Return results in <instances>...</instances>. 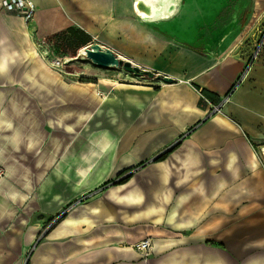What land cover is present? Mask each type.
Masks as SVG:
<instances>
[{
	"label": "crops",
	"instance_id": "obj_1",
	"mask_svg": "<svg viewBox=\"0 0 264 264\" xmlns=\"http://www.w3.org/2000/svg\"><path fill=\"white\" fill-rule=\"evenodd\" d=\"M32 1L36 9L28 25L36 36L73 27L91 37L88 45L106 46L141 68L148 62H158L159 69L166 62H181L180 48L176 49L181 36L175 38V30L182 29L177 17L182 0H172V16L168 18L139 16L137 0ZM255 12L264 14V0H258ZM0 13L4 18L16 16L1 8ZM189 24L190 30L197 31L196 20ZM166 29L174 31L173 37L167 38ZM185 52L190 75L180 80L183 74L168 73L178 79L176 86L162 82L163 95L160 92L152 100L149 97V103L144 98L134 104L135 111L141 110V104L148 107L143 132L120 136L101 133L99 155L86 169L79 170L78 180L70 183L67 195L77 199L99 191L105 181L112 184L100 190L99 199L88 201L60 220V227L45 235L46 245L38 246L37 220L18 233L9 231L19 236L18 256L10 264H23L27 252H31L28 264H133L136 253L121 243L130 244L145 236L153 237V252L159 255L149 264H264V220L257 218L261 209L253 202L264 201V169L242 128L218 115L207 117L212 103L192 86L206 88L221 99L241 65L225 55L222 65L213 66L207 79L196 55L191 60L192 50ZM190 81L194 82L192 88L185 85ZM252 98L240 90L233 95V103L241 110L248 109L255 121L261 120L259 115L264 111L256 105L264 98L257 97L254 102ZM126 114L130 124V112ZM116 120L117 124L120 119ZM199 120L203 122L186 134ZM65 128L71 129L68 124ZM169 149L162 160H155ZM128 168L132 169L122 175L128 174L125 182H119L122 177L113 181ZM52 181L48 176L44 194ZM250 186L257 195L247 199L245 192ZM53 198L51 203L56 208L72 202H63L59 192ZM233 210L237 216L231 220ZM67 217L77 219L76 223L64 224ZM215 238L225 248L208 244Z\"/></svg>",
	"mask_w": 264,
	"mask_h": 264
},
{
	"label": "rangeland",
	"instance_id": "obj_2",
	"mask_svg": "<svg viewBox=\"0 0 264 264\" xmlns=\"http://www.w3.org/2000/svg\"><path fill=\"white\" fill-rule=\"evenodd\" d=\"M189 1L182 0L177 16L182 26L175 30V38L181 36L176 48L182 54L180 64L166 62L159 69L158 62H148L145 64L149 67L143 68L161 75L178 72L183 74L180 80H185L190 72L184 54L192 50L191 60L196 55L198 64L204 65L203 76L209 79L211 69L222 65L225 55L234 59L241 66L227 89L232 88L229 100L225 101L226 91L213 115L242 128V135L264 169V115L255 121L248 109L241 110L233 103V95L240 90L243 95H251L253 102L257 97L264 98V14L255 12L258 0ZM195 20L197 31L189 28ZM173 32L166 29L167 38L173 37ZM78 45L65 30L36 36L28 22L18 16L4 18L0 13V246L5 248H0V264H10L18 256L19 236L9 231L18 233L38 221V246L46 245L45 235L57 230L61 219L100 198V190L77 199L69 198L67 191L70 183L78 180L79 170L86 169L99 155V135L143 132L148 107L141 104V110L135 111L134 104L144 98L149 103V97L152 100L160 92L163 95V80L134 76L119 67H97L80 52L88 44ZM177 81L169 84L176 86ZM192 83L185 85L189 88ZM261 102L256 106L264 111ZM127 111L130 124L125 120ZM117 118L120 120L116 124ZM67 124L70 130H66ZM48 176L53 181L44 194ZM58 192L63 202L72 201L58 206L59 212L51 203ZM245 194L247 199L257 195L251 186ZM253 202L261 209L257 218L264 220V201ZM231 213V220L236 219L237 210ZM261 223L258 221L260 228ZM237 225L230 227V233ZM147 239L149 246L141 250L139 243ZM219 240L215 238L208 244L225 248ZM121 244L136 253L133 264H149L159 256L153 252L152 236ZM30 254L23 255V264L29 263Z\"/></svg>",
	"mask_w": 264,
	"mask_h": 264
},
{
	"label": "water",
	"instance_id": "obj_3",
	"mask_svg": "<svg viewBox=\"0 0 264 264\" xmlns=\"http://www.w3.org/2000/svg\"><path fill=\"white\" fill-rule=\"evenodd\" d=\"M139 6L146 5L143 2H140ZM148 12H150L149 8ZM85 56L97 67H119L134 76L157 78L163 80L165 83H173L175 81V79L171 76L161 75L160 73H155L148 69L141 68L139 65L117 55L110 48L101 46L98 43H92L85 47Z\"/></svg>",
	"mask_w": 264,
	"mask_h": 264
},
{
	"label": "trees",
	"instance_id": "obj_4",
	"mask_svg": "<svg viewBox=\"0 0 264 264\" xmlns=\"http://www.w3.org/2000/svg\"><path fill=\"white\" fill-rule=\"evenodd\" d=\"M65 32L67 34H69L71 37H73L74 39L77 40L78 42V47L80 46H85L86 44H88V42L91 40V37L85 33V31L83 30H79V29H75L73 27H69V28H66L65 29ZM192 86L198 90L201 94L202 97L206 98L207 100H209L211 103H212V106L214 105H218L220 103V99H219V96L216 95L215 93L207 90L206 88H200L198 85L196 84H192ZM231 89L230 88L226 93L225 95H228L230 92H231ZM200 102V101H199ZM200 104V103H199ZM209 112H207V117L208 116H211L213 115V112L211 109L208 110ZM206 117V118H207ZM201 122H203L202 120H199L197 121L196 123H194L192 126H190V128H188L186 130V134H189L192 130H194ZM176 145L172 146L170 149H173ZM169 150H166L164 152H161V154L159 153L156 157H155V160L158 161V160H162L166 154L170 151ZM132 168H128V169H124L119 175H122V174H125L127 173L129 170H131ZM128 175V174H127ZM127 175L122 177L119 182L122 183V182H125L126 179H127ZM112 184L110 180L108 181H105L104 183L101 184L99 190H105L107 189V187ZM62 220V219H61Z\"/></svg>",
	"mask_w": 264,
	"mask_h": 264
},
{
	"label": "built area",
	"instance_id": "obj_5",
	"mask_svg": "<svg viewBox=\"0 0 264 264\" xmlns=\"http://www.w3.org/2000/svg\"><path fill=\"white\" fill-rule=\"evenodd\" d=\"M0 8L20 17L24 22H29L33 18L36 9L32 0H0ZM227 100H229V94L225 97V101ZM220 104L221 102L211 106L213 114L220 107ZM149 244V239H147L146 242L141 241L138 246L141 247V250H145Z\"/></svg>",
	"mask_w": 264,
	"mask_h": 264
},
{
	"label": "bare ground",
	"instance_id": "obj_6",
	"mask_svg": "<svg viewBox=\"0 0 264 264\" xmlns=\"http://www.w3.org/2000/svg\"><path fill=\"white\" fill-rule=\"evenodd\" d=\"M140 2H143L146 6H139ZM172 5H173L172 0H137L135 3V7L137 9L136 11L138 12V14H140L139 16H141L143 18L147 17V15H150L152 17L159 15L162 18H168V17L172 16V14H170V8ZM148 7L150 8V12H148ZM156 7H159L158 9L162 8L161 9L162 11L158 12ZM80 52H81V54L85 55V47L80 48ZM113 191H114V189L111 190L112 193H113ZM76 220L77 219H75V218L67 217L63 221V223L64 224H73V223H76L75 222Z\"/></svg>",
	"mask_w": 264,
	"mask_h": 264
}]
</instances>
